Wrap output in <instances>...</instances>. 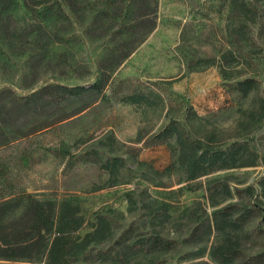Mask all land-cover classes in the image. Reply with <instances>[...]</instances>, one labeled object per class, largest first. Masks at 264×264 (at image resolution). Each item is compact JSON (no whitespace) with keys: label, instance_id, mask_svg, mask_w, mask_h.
<instances>
[{"label":"rangeland","instance_id":"374dc122","mask_svg":"<svg viewBox=\"0 0 264 264\" xmlns=\"http://www.w3.org/2000/svg\"><path fill=\"white\" fill-rule=\"evenodd\" d=\"M17 1L10 0L5 10L0 3L6 28L2 33L0 27V107L8 110L0 123V202L71 197L89 220L95 212L113 210L121 232L130 223L140 225L139 212L129 209L133 205L125 197L131 193L136 206L141 197L168 202L165 235L179 240L197 216L212 210L205 177L185 184L178 183L182 174L175 167L163 172L173 160L168 147L173 141L154 136L190 110L226 130L225 141L247 135L257 151L254 166L210 178L229 175L232 197L223 204L237 201L249 212L243 256L263 250L264 117L257 119L260 105L253 95L241 97L232 85L254 77L264 100V0H246L257 16L240 31L230 0H147L155 27L144 39L130 27L141 13L127 12L123 0H68L63 14L52 0H30L28 9ZM230 53L239 56L237 62L230 55L221 60ZM221 68L235 79H223ZM92 84L102 90L57 104L42 95L36 112L22 106L23 98L46 85ZM131 94L149 95L152 105L127 101ZM247 109L257 118L246 121ZM187 126L195 130L197 124L188 118ZM245 187L253 189L252 196L242 192ZM211 242L212 237L204 245ZM178 256L171 254L167 264H176ZM203 260L212 264L207 255Z\"/></svg>","mask_w":264,"mask_h":264},{"label":"trees","instance_id":"16d2710c","mask_svg":"<svg viewBox=\"0 0 264 264\" xmlns=\"http://www.w3.org/2000/svg\"><path fill=\"white\" fill-rule=\"evenodd\" d=\"M0 1L3 10L9 7L10 0ZM29 1L18 0L17 3L28 9ZM67 1L52 0L56 9L60 10L57 14L68 10ZM123 1L127 12L138 10L141 13L131 22L130 27L139 30L144 39L155 27L151 7L147 0H137L134 7L131 3L136 0ZM38 3L40 2L34 5ZM230 8L237 15L239 31L244 28L245 22H255L256 11L246 0H230ZM2 17L3 13L0 12V27L2 33H6V28H2L5 23ZM227 55L233 61H238L239 56L230 53L222 56L223 62H226ZM220 74L223 79H235L225 69L221 68ZM232 88L241 97L252 94V102L257 101L260 105L258 118L251 109L243 111L246 121L255 118L261 120L264 117V100L258 96L260 82L254 77L237 78ZM89 90L100 92L102 85H46L21 101L22 106L30 107L31 112H36L35 108L39 104L37 100L42 95L50 96L48 103L57 104ZM125 99L131 103L145 101L146 105H152L149 95L131 94ZM7 115L8 110L1 106L0 123H5L3 119ZM188 118L196 122L195 130L188 129ZM180 119V122H168L154 136L163 141H173V144H168L173 160L163 172L169 173L175 167L182 174V180L178 183L185 184L205 177L207 204L212 209L210 214L197 216L185 236L176 240L165 235V222L170 218V204L141 197L143 192L139 194L140 206H136L137 202L131 193L126 194L129 207L133 205L129 209L139 212L140 225L136 227L130 223L121 232L112 220L111 215L115 212L111 209L95 212L89 220L83 215L75 198L50 200L21 196L0 202V264H167L173 253L179 255L175 260L176 264H209L208 260H203L206 255L212 264H264V249L247 257L243 256L241 241L246 235L244 225L249 212L237 201L223 204L232 197L228 186L230 176L210 178L218 172L254 166L258 159L257 151L250 148L247 135L239 134V138L225 141L226 130L209 126L195 112L187 110ZM2 135L3 130L0 128V137ZM116 163L114 160L109 170L111 173L115 171ZM198 187L199 185L187 186V190H196ZM176 192L180 193L181 188ZM242 192L253 195L251 187L243 188ZM19 206L20 210L15 212ZM188 211L191 209H183L184 213ZM82 230L86 231L81 234ZM210 237L212 242L207 247L204 244Z\"/></svg>","mask_w":264,"mask_h":264}]
</instances>
